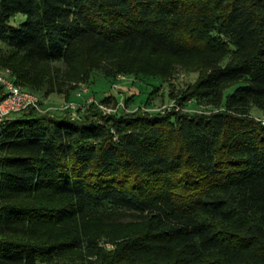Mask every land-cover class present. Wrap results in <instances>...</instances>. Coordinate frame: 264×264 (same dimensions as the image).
I'll return each mask as SVG.
<instances>
[{
    "label": "trees",
    "instance_id": "1",
    "mask_svg": "<svg viewBox=\"0 0 264 264\" xmlns=\"http://www.w3.org/2000/svg\"><path fill=\"white\" fill-rule=\"evenodd\" d=\"M129 54L199 61L191 96L220 110L12 115L0 136V264H57L83 247L79 220L105 208L145 222L104 264H264V124L251 114L264 115V0H0V66L19 56L77 80ZM16 78L42 99L72 89Z\"/></svg>",
    "mask_w": 264,
    "mask_h": 264
},
{
    "label": "rangeland",
    "instance_id": "2",
    "mask_svg": "<svg viewBox=\"0 0 264 264\" xmlns=\"http://www.w3.org/2000/svg\"><path fill=\"white\" fill-rule=\"evenodd\" d=\"M17 19L20 22L24 21V16L18 15ZM1 48L6 52L4 47ZM5 52L1 53L6 54ZM7 62L9 65L0 66V71L9 69L15 80H17L16 74L19 73L41 85L47 81L65 82L66 87L72 88L68 99L66 93H51L46 98L44 109L56 107L63 102H74L79 106L74 114L76 118L83 116L90 105L104 113H112L118 109L131 112L137 107L150 113L171 110L181 112L220 110L217 102L191 96L190 86L204 71L202 64L194 59H174L148 54L103 57L100 59L98 71L93 72L86 79L80 74L77 80L71 79L74 70L63 64L32 63L19 56H14ZM121 69L125 71L121 72ZM106 73L114 77L106 78L104 76ZM158 77H162L163 81ZM18 84L21 88L41 97L40 93ZM107 95L117 98L116 104L111 103L107 107L100 104L99 100ZM147 96H149L148 104L143 105ZM126 97L130 99L127 104L124 102ZM50 113L57 114L58 111L50 110ZM251 114L258 119H264V115L255 108L251 110ZM144 222L143 215L120 208L94 211L79 220L84 233L83 247L67 251L56 259V263L104 264L103 257L113 255L115 248L127 237L138 233ZM88 239L94 240L93 246L87 242Z\"/></svg>",
    "mask_w": 264,
    "mask_h": 264
},
{
    "label": "built area",
    "instance_id": "3",
    "mask_svg": "<svg viewBox=\"0 0 264 264\" xmlns=\"http://www.w3.org/2000/svg\"><path fill=\"white\" fill-rule=\"evenodd\" d=\"M47 103L37 94L23 89L15 81L12 72L9 69L0 71V136L3 125L12 115L23 113L29 110L37 112H50V110L65 111L71 117H75V112L79 107L74 102H63L56 107L44 109ZM264 124V119L262 120Z\"/></svg>",
    "mask_w": 264,
    "mask_h": 264
}]
</instances>
